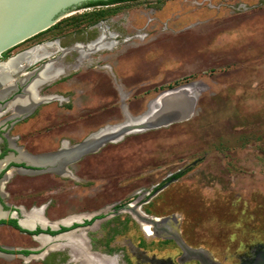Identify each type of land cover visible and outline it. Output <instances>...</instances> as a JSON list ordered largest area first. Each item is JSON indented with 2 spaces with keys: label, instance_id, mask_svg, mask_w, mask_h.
Listing matches in <instances>:
<instances>
[{
  "label": "rangeland",
  "instance_id": "obj_1",
  "mask_svg": "<svg viewBox=\"0 0 264 264\" xmlns=\"http://www.w3.org/2000/svg\"><path fill=\"white\" fill-rule=\"evenodd\" d=\"M103 31L105 47L73 66L70 48ZM52 42L61 74L45 92L63 106L42 104L7 134L28 155L95 133L90 146L156 105L95 150L63 145L55 171L11 168L0 206L15 217L0 220L36 210L42 231L74 230L36 240L0 225V264H264V0L76 9L7 57Z\"/></svg>",
  "mask_w": 264,
  "mask_h": 264
},
{
  "label": "flooded vegetation",
  "instance_id": "obj_2",
  "mask_svg": "<svg viewBox=\"0 0 264 264\" xmlns=\"http://www.w3.org/2000/svg\"><path fill=\"white\" fill-rule=\"evenodd\" d=\"M129 2H134V1H116V2L108 4V5H99V4L86 5V3H85V4H81L80 6L75 7L72 10L84 9V8H89V7H103V6L106 7V6H112V5L115 6V5H121V4L129 3ZM108 39H109L108 36L104 32V34H100L94 41H92L91 43H89L87 45H78V44L73 45L70 48V50H74L78 54V59H77V61H75L73 63V66L79 65L85 61L83 55H86V54H89V53L94 52L96 50H100V49L104 48L105 43L107 41H109ZM91 44H93V45H91ZM78 46L83 47V48H86L88 46L91 49L89 51H82L83 52V54H82L81 51L77 50V48H79ZM52 48L60 49L59 46L56 45V43L52 42V43H43L40 45L31 46L30 48L21 50V51L15 53L14 55L9 56V57H7V54H8L7 51L0 55V65H4V64H7L11 59L16 58L20 55H24L27 53L29 54L31 52L33 53V56L31 58L28 59L25 57L23 60H21L19 62V66L17 68L18 70L16 69V71L14 73L12 72L10 74V76L7 80H4V82L0 83V92L2 90H5L6 87H8V90L3 95L0 96V116L2 114L6 113L7 111H10L9 116L4 117L1 120L3 124L0 125V131L4 130V133H0V136L2 137V138H0V143L3 144V147L0 150V169L6 164L4 169H2L3 170L2 176H3V173L8 168H10V170H11V168L33 170L31 168L32 166H29L26 164H31V165H36V164L39 165L40 164L39 167L43 166V165L53 166L54 171H55V169L57 168L56 162H54V163H49V162L29 163L27 161V158H36V157H42V156L54 155V154L58 155L63 145L66 148V150L63 152V154H67L70 151V149L74 147V146L69 147L67 142H61L58 150L53 154H44L41 156H30L27 153H25L21 147H18L16 145L18 143V137H7V134H9V131L11 130L12 126L16 122L23 121L24 119H26L28 117H32V115L34 114V112L37 110V108L40 105L48 104V103L56 101V102H58L59 106H63L64 100L60 95L53 94V93L49 94V93L45 92V90H46L45 88L48 86H51L53 81L61 74V71L59 69L52 67L53 61L48 59V57L50 56L49 51ZM64 52H65V50H64ZM16 99L26 100L27 103H29V104H28V106H26L24 108L17 107L15 105ZM8 125H9V127H8ZM84 141H82L81 143H83ZM12 153H15L17 156L13 158L11 155ZM59 158H60V156H59ZM65 158H67V157L64 155L61 159H65ZM67 163H69V162H66L65 164H67ZM10 170L7 171V173L3 176L0 184H3L5 179L8 177V175H9L8 173L10 172ZM0 210L4 214L8 213V212H6V210L4 209L3 206L2 207L0 206ZM32 213H36L38 215V212L36 210H31L28 212V214H32ZM28 214L22 216V218L17 219V220L21 222L22 220H24L28 216ZM0 221H3V223H0V225H5L7 227L14 228L12 223H11L12 219L0 220ZM16 221H14V222L17 225ZM68 223H69L68 221L59 222V224H61L63 226L67 225ZM34 224L38 225V227L37 228L31 227L30 230L28 229L26 231L33 232V231L39 229L41 232L36 233V234H30L36 240L46 239L45 236L44 237L39 236V234H41V233H44V234L49 235V236H55V235L61 234L62 232H65L69 229H73V228H66L65 231H61L62 228H65V227H62V228H57V230L42 231L41 229H43L42 227H43L44 223L41 220H40V222L36 221ZM17 226H18V228L21 229V227L19 225H17ZM48 231L49 232H56V233L53 235L47 234L46 232H48ZM175 234H177V232H175ZM37 236H39V237H37ZM206 255H207V257H209L208 254H206Z\"/></svg>",
  "mask_w": 264,
  "mask_h": 264
},
{
  "label": "water",
  "instance_id": "obj_3",
  "mask_svg": "<svg viewBox=\"0 0 264 264\" xmlns=\"http://www.w3.org/2000/svg\"><path fill=\"white\" fill-rule=\"evenodd\" d=\"M88 2H109V0H0V55L47 32L65 14ZM26 165L39 167V165ZM9 170L10 168L3 173V176ZM16 223L19 225L18 220Z\"/></svg>",
  "mask_w": 264,
  "mask_h": 264
},
{
  "label": "bare ground",
  "instance_id": "obj_4",
  "mask_svg": "<svg viewBox=\"0 0 264 264\" xmlns=\"http://www.w3.org/2000/svg\"><path fill=\"white\" fill-rule=\"evenodd\" d=\"M82 49V48H81ZM85 50H89L90 47L88 48H84ZM33 56V53H27L24 55H20L16 58L11 59L7 64L4 65H0V83L4 82V80H7L10 76V74L16 71V69L19 66V62L21 60H23L25 57L26 58H31ZM18 70V69H17ZM8 90V87L5 88V90H2L0 92V96L3 95L6 91ZM29 103H27L26 100L23 99H16L15 100V105L17 107L20 108H24L26 106H28ZM156 105L155 101H152L149 105L148 111L146 113H144L143 115L137 117L136 119H131V121H127L125 123H122L120 126L118 127H105L101 130H99L96 133H99L101 131H103L104 129H109L106 133H104L101 137L98 138L97 141H93L90 146L88 145H84L85 142L87 140H89L91 138V136H93L94 134H92L91 136H89L83 143L78 144L76 146H82L79 153H83L86 151H92L95 150L97 147V145L104 141H108L113 139L114 137H117L119 135H124L126 132H128V130H130L131 128L135 127L138 125V123H140L145 117L149 116L151 114V112L153 111L154 107ZM163 110V106L162 109ZM74 146V147H76ZM55 155H47V156H42V157H36V158H27V161L29 163H42V162H49V163H54L56 161L55 159ZM26 158V157H25ZM37 165V164H36ZM40 165V164H39ZM6 177V176H5ZM5 217H15L13 212H8L7 214H4L1 212L0 210V218H5ZM39 218L38 215L36 213H32V214H28V216L22 220L21 222L18 221L19 226L21 228H25V229H30L34 223V219L35 218Z\"/></svg>",
  "mask_w": 264,
  "mask_h": 264
},
{
  "label": "trees",
  "instance_id": "obj_5",
  "mask_svg": "<svg viewBox=\"0 0 264 264\" xmlns=\"http://www.w3.org/2000/svg\"><path fill=\"white\" fill-rule=\"evenodd\" d=\"M116 1H137V0H109V2H88V3H86V5H96V4H99V5H108V4L114 3ZM0 223H3V221H0ZM11 223H12V225H13L14 228L20 229V228H18V226L15 224V222L13 220L11 221ZM74 227H76V226H74ZM65 230H66V228H62L61 229V231H65ZM25 232H27L28 234H36V233H39L41 231L39 229H37V230H35L33 232H30V231H25ZM46 233L53 235L56 232H49L48 231Z\"/></svg>",
  "mask_w": 264,
  "mask_h": 264
}]
</instances>
